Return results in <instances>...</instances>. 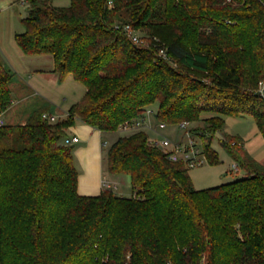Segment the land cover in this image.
<instances>
[{
    "label": "trees",
    "instance_id": "16d2710c",
    "mask_svg": "<svg viewBox=\"0 0 264 264\" xmlns=\"http://www.w3.org/2000/svg\"><path fill=\"white\" fill-rule=\"evenodd\" d=\"M19 1L22 54L50 55L57 82L70 77L85 92L55 123L41 117L52 110L34 109L23 124L0 126V264H264V168L239 137L224 134L220 144L245 176L195 190L188 169L144 131L118 136L106 170L129 177L130 197L79 195L64 143L76 119L111 134L153 105L166 125L212 114L190 130L210 165L223 117L251 116L264 140V97L255 91L264 79V0ZM14 80L0 54V114Z\"/></svg>",
    "mask_w": 264,
    "mask_h": 264
},
{
    "label": "rangeland",
    "instance_id": "374dc122",
    "mask_svg": "<svg viewBox=\"0 0 264 264\" xmlns=\"http://www.w3.org/2000/svg\"><path fill=\"white\" fill-rule=\"evenodd\" d=\"M51 2V4L55 7H66L69 5L70 0H47ZM27 16V6L26 3H20L19 0H5L3 5L0 3V49L1 51L7 55V58L11 62L14 72H15V82L16 84L28 83L33 86L36 90L40 92L41 95H45L51 97L53 99V104L56 108L59 109L62 114H55L58 120L64 119L66 117L67 108L76 100H79V96L82 91H84V87L74 81L72 78L63 81L62 83H58L55 80L53 74H49L46 76V80H42L41 76L38 75L37 72L31 71L29 75L31 78H28V69L27 65L32 66L33 62H27L25 59H28L22 54L18 46L15 42V34L22 33L24 31V27L22 25V19ZM19 55L17 58L15 54ZM39 60H41L42 66H47L52 63V58L50 55H42ZM18 81V82H17ZM262 83L264 85V79L258 82L256 92L258 93L259 84ZM11 87H14L13 83ZM11 91L12 97L17 98L19 95V89L17 90L15 87L12 88ZM19 100V99H18ZM39 97L36 95L31 96L28 100H26L23 104H19L15 106L10 113H12V117H14L17 121L12 124L5 125H17L20 124V120L24 117L25 113L28 114L34 109H42L46 111L50 109L47 105L40 106ZM39 106V107H38ZM54 106L51 107L52 111H55ZM10 108V107H9ZM8 108V109H9ZM55 108V109H56ZM7 109V110H8ZM151 109L154 111L156 109V105H153ZM30 111V112H29ZM212 114L205 113L202 114L201 121L199 122H188L185 130H179L176 124L167 125L164 129H160L158 126V121L154 119L153 116H150V126L154 129L156 128V133L153 131H149L147 133L148 137H156L160 138L161 136H165L171 140H184L183 143L187 141V139L194 140L195 142H199L194 133H189V131L197 126H205L206 123L202 122L203 119H208ZM10 116V117H11ZM28 116V115H27ZM27 119V117H26ZM224 124L222 130L216 133L211 141L210 147L213 152L218 157V162L216 164L210 165L205 163L200 167L191 168L188 170V174L190 180L192 182L193 188L195 190H202L206 188H211L215 186H219L222 184H226L236 180L237 178L244 177L245 172L241 170V168L237 165V163L233 162L230 156L225 152L222 148L220 141L223 140V135L237 136L240 140L245 144V148L250 156L261 166L264 168V140L258 132L256 125L251 116H226L223 117ZM3 122V121H2ZM22 123V122H21ZM4 125V123L2 124ZM1 125V126H2ZM80 123L78 121H74V127H78ZM72 126V127H73ZM71 128V127H70ZM144 128H136L133 131H138ZM186 131V132H185ZM188 132V134H187ZM191 132V131H190ZM130 132H116L111 133L108 136L103 134L101 136L102 141H106L104 148H102L101 159V180L102 183L107 184L111 181L110 176L106 170V161H105V152L107 146L111 144L118 136L126 135ZM158 134L159 136H156ZM88 139V138H87ZM87 139H80V143L73 144V160L74 166L80 175L83 174L81 161L83 160V156L76 153L77 147L79 146H89L90 143L87 144ZM98 136L96 134V140ZM95 140V141H96ZM199 148H202V145H198ZM91 151V149H90ZM85 152V151H84ZM81 158V159H80ZM233 164L237 165V172L231 169ZM113 185L111 186H103L104 189H110L115 192L118 196L130 197L132 195V186L128 178L125 175H112L111 176ZM116 181V183H115ZM109 184V183H108ZM110 185V184H109ZM116 188H113V186Z\"/></svg>",
    "mask_w": 264,
    "mask_h": 264
},
{
    "label": "crops",
    "instance_id": "0c3cea01",
    "mask_svg": "<svg viewBox=\"0 0 264 264\" xmlns=\"http://www.w3.org/2000/svg\"><path fill=\"white\" fill-rule=\"evenodd\" d=\"M4 2H5V0H0L1 5H3ZM20 3H22V2H20ZM0 54H1V57H2L5 65H7L13 71L14 68H13L11 62L7 58V55L1 51V49H0ZM15 55L17 58L19 57L18 53ZM41 56L42 55L26 57V58H28V59H25L27 62L30 61V62L34 63L32 66L27 65L28 78H31V75H29V72H31V71L37 72L38 75L41 76L42 80H46V76H48L49 74H53L51 72L53 69V61L51 64H49L47 66H42L40 64L41 60H39V58ZM54 77H55V80L57 82V78L55 75H54ZM69 78L70 77L66 78L65 80H67ZM13 85L16 89L17 88L19 89V95L17 98H14V99L12 97V105L10 106V108L8 110H6L5 112L0 114V119L3 121L2 123H4V125L5 124H12V123L17 121L14 117L11 116L12 115V113H10L11 110H13L15 106H18L19 104H23L26 100L31 98V96H33V95H36L39 97V99H40L39 104L41 107L44 105H49L50 110H51V107H53V106L55 107V105L53 104V99L51 97L41 95L38 90H36L33 86L29 85L27 82L24 84L23 83L16 84V82L14 80ZM14 87H11V91L13 90L12 88H14ZM84 92H85V89H84V91L81 92V94L79 96V100L83 96ZM79 100H76L71 105L78 102ZM55 108H54L55 111H48V112H50V114H53V115L62 114V111L60 113L59 109L58 108L55 109ZM68 108L66 110H68ZM27 115H29L28 112H26L24 117L22 118V120H20V122H19L20 124H23L26 121V117H28ZM76 121H78L80 123V125L78 127L73 126L67 130L68 138L73 137V136L78 137L79 142H77V143H80V141H81L80 139H82V137H83V139L88 138L87 144L90 143V147L89 146H86V147L79 146V147H77V150H76V153L78 155L80 154L81 158L83 156V160L81 161L83 174L80 175L77 171V173H78L77 192L81 196H96L101 192L102 189H104L103 183L101 180V166H102V164H101L102 163L101 153H102V148H104V146L107 144H106V141L101 140V136L105 133H101L98 130H96L90 126L83 124L80 120L76 119ZM96 134L98 136L97 140H96ZM105 135L108 136L109 134H105ZM242 143H243L244 149L247 152V149L245 148L244 141ZM72 147H73V144H72ZM90 149H91V151H90ZM73 152H74V150H73ZM109 176H110L111 181H109L108 183L110 184L109 186H111V185H113L114 182L112 183V179H113V178H111L112 175H109ZM126 178H128V180H129L128 176H126ZM115 183H116V181H115ZM113 188H116V186L114 185Z\"/></svg>",
    "mask_w": 264,
    "mask_h": 264
},
{
    "label": "built area",
    "instance_id": "2783aa9c",
    "mask_svg": "<svg viewBox=\"0 0 264 264\" xmlns=\"http://www.w3.org/2000/svg\"><path fill=\"white\" fill-rule=\"evenodd\" d=\"M111 5V3H109V6ZM123 31L126 34V36L128 37V39H130L133 43H138L139 42V35L137 34V32L133 31V29L129 26V25H125L123 27ZM159 54H163V51L160 50ZM258 95L260 97H264V85H262V83L259 84V90H258ZM155 110L153 111L151 108H148L145 112H144V116L139 119V120H134L130 123L125 122L123 125H121L118 129V132H131L134 129H138V128H144L146 131H144L143 129H140L142 131H144L146 134L149 131H153V133H156V128H152L150 126V120L149 117L153 116L155 114ZM42 119L47 121L48 123H55L58 119L55 115L44 112L41 115ZM2 120L0 119V126L2 125ZM159 124V128L162 130L164 129L167 125L162 123V122H158ZM188 125V122H182L179 124H176V126H178L179 130H182L186 128V126ZM186 132V131H185ZM189 133H191L189 131ZM188 134V132H187ZM156 136H159L158 134H156ZM196 136V135H195ZM160 137V136H159ZM199 142H195L194 140H190L187 139V141L185 143L184 140L182 142V140H171L165 136H161L160 138H156V137H148L147 141L151 146H154L158 149H160L162 151V153H164L166 155V158L172 162V163H177L180 162L181 164L184 165V167L186 169H191V168H195V167H200L202 165H204L205 163H207V157L203 152V143L202 140L196 136ZM79 142L78 137H70V138H66L64 140V143L66 145H72L74 143ZM198 145H202V148H199ZM237 165L233 164L231 166V169L234 170L235 172H237ZM103 186H109V184H104Z\"/></svg>",
    "mask_w": 264,
    "mask_h": 264
}]
</instances>
